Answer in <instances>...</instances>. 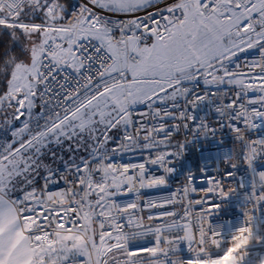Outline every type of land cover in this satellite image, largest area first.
<instances>
[{"label":"snow or ice","instance_id":"obj_1","mask_svg":"<svg viewBox=\"0 0 264 264\" xmlns=\"http://www.w3.org/2000/svg\"><path fill=\"white\" fill-rule=\"evenodd\" d=\"M5 37L0 264H264V0H0ZM224 126L247 184L188 171L141 198L192 140L174 134ZM125 151L142 162L117 163ZM236 195L238 218L222 217Z\"/></svg>","mask_w":264,"mask_h":264},{"label":"built area","instance_id":"obj_2","mask_svg":"<svg viewBox=\"0 0 264 264\" xmlns=\"http://www.w3.org/2000/svg\"><path fill=\"white\" fill-rule=\"evenodd\" d=\"M68 3L75 5L79 3V0H68ZM245 56L240 57V62H243ZM247 59H258V53L251 52L247 54ZM199 91V89H197ZM234 95V92L231 93ZM191 98V97H190ZM194 115L199 120L200 118H207L208 122L213 126H216L218 120V115L212 110L210 106L199 105L194 110ZM169 123H172L169 121ZM194 127V125H193ZM253 135H264V126L259 127L253 132ZM173 143L177 140L183 141L185 138L192 140L185 145V150L181 157H179L174 162V172L171 173L167 178V183L156 189H144L141 191L142 199H153L160 200L161 197L168 195L171 191H174L178 187H183L185 183L184 176L188 171H191L197 178V184L201 182V175H212L217 179L222 178V174L225 170L233 171L234 175L232 178L226 181L227 184L238 185L241 178L245 180L247 184V178L249 176V171L246 166L240 162L233 160V163L237 164L235 169H230L229 164L225 162V156L232 153L235 150L239 152V143L235 140L234 135L226 127H220L214 134L208 136H199L191 131L185 132L182 128L180 130L179 136L174 134ZM111 147V145H110ZM174 150V149H173ZM117 163H139L142 162L141 154L134 152H123L118 154L116 157ZM259 163V162H258ZM149 175H162V170L157 167L149 166ZM203 168L205 171L201 173L200 169ZM203 179H207L204 177ZM62 187V185H61ZM50 190L56 191L57 188L53 187ZM203 195L202 192L192 193L190 199L195 200ZM127 199H134V194L126 197ZM228 204L227 208H222L221 213L227 215L234 219L238 218L239 215V195L234 196L230 201L226 202ZM171 210V209H169ZM181 214L183 209H180ZM198 211V209H194ZM146 216L147 213H144ZM148 239H152L149 237ZM147 241H142L141 243H146Z\"/></svg>","mask_w":264,"mask_h":264},{"label":"rangeland","instance_id":"obj_3","mask_svg":"<svg viewBox=\"0 0 264 264\" xmlns=\"http://www.w3.org/2000/svg\"><path fill=\"white\" fill-rule=\"evenodd\" d=\"M52 150H53V151H56V152H58V153L63 152V148H58V147H56V146H53V149H52ZM63 154H64L65 159H66L67 156L69 155V153H67V152H63ZM56 165H59V162H57ZM56 165H53V166H56Z\"/></svg>","mask_w":264,"mask_h":264},{"label":"trees","instance_id":"obj_4","mask_svg":"<svg viewBox=\"0 0 264 264\" xmlns=\"http://www.w3.org/2000/svg\"><path fill=\"white\" fill-rule=\"evenodd\" d=\"M5 43H6V37H5V39L0 40V48H3ZM56 166H59V165H56ZM42 184H43V182L41 181V186H42Z\"/></svg>","mask_w":264,"mask_h":264}]
</instances>
